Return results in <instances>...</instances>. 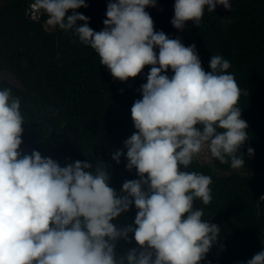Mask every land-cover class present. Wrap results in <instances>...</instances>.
I'll return each mask as SVG.
<instances>
[{"label":"clouds","instance_id":"clouds-1","mask_svg":"<svg viewBox=\"0 0 264 264\" xmlns=\"http://www.w3.org/2000/svg\"><path fill=\"white\" fill-rule=\"evenodd\" d=\"M87 6L85 0H34L28 17L41 21L43 11L46 30L73 31L115 80L127 82L150 66L142 98L131 108L136 131L124 142L126 169L139 179L125 181L118 197L102 161L92 172L86 161L61 167L38 151L23 155L20 98L0 89V264H200L221 232L202 219V208H193L194 201L211 202L212 179L180 168L202 152L233 170L245 166L240 149L248 124L231 64L215 55L206 72L194 44L154 31L145 9L155 0L109 2L99 32L76 11ZM217 6L231 9L229 0H175L171 23L177 30L188 21L198 27L205 8ZM122 155L117 150L112 159L119 164ZM133 203L135 227L118 229L113 221ZM129 234L137 248L117 256V241L128 242ZM246 264H264V251Z\"/></svg>","mask_w":264,"mask_h":264},{"label":"trees","instance_id":"trees-1","mask_svg":"<svg viewBox=\"0 0 264 264\" xmlns=\"http://www.w3.org/2000/svg\"><path fill=\"white\" fill-rule=\"evenodd\" d=\"M234 2V10L225 18L205 8L198 27L194 23L175 37L184 46H196L206 72L212 56L230 62L228 71L241 89V119L248 124L249 139L240 149L245 157L241 169L252 175L241 176L230 163H203L198 157L188 169L180 168L212 179L211 202L203 205L197 200L193 208H202V219L219 226L221 232L200 264H246L264 251V0ZM32 5L34 0L0 3V75L10 72L17 81L0 78V89H11L21 101L25 124L20 151L23 155L38 151L61 167L86 161L92 172L102 161L110 176L109 187L119 197L125 181L139 179L135 169H126L124 142L136 131L131 108L142 98L140 89L150 66L127 82L115 80L73 31L46 30L43 11L41 21L31 20ZM76 11L88 18L95 32L104 28L89 6ZM167 75H173L171 69ZM248 148L253 155H248ZM117 150H124L119 164L112 159ZM136 214L133 203L113 223L118 229L135 227ZM133 248H137L134 234H129L128 242L117 241L116 254L123 256Z\"/></svg>","mask_w":264,"mask_h":264},{"label":"water","instance_id":"water-1","mask_svg":"<svg viewBox=\"0 0 264 264\" xmlns=\"http://www.w3.org/2000/svg\"><path fill=\"white\" fill-rule=\"evenodd\" d=\"M109 2H115V0H85V3L96 13L102 23L107 18L106 10ZM155 2V7L145 9L153 20L154 31L163 32L168 38L175 39L177 34L182 33L194 24V21H188L183 30L175 29L171 23L174 18L175 0H155ZM229 3L231 5L230 10H225L223 6H217L215 12L225 18L234 10V0H229Z\"/></svg>","mask_w":264,"mask_h":264},{"label":"rangeland","instance_id":"rangeland-1","mask_svg":"<svg viewBox=\"0 0 264 264\" xmlns=\"http://www.w3.org/2000/svg\"><path fill=\"white\" fill-rule=\"evenodd\" d=\"M2 2V0H0V3ZM0 78L3 80H7L11 83H16V79L14 77L13 74H11L10 72H3L0 75ZM199 160L202 161L203 163H212L214 159L210 158V156L206 153V152H202L199 156H198ZM236 173L240 174L241 176H249L252 175V171L246 170V169H239L236 170Z\"/></svg>","mask_w":264,"mask_h":264},{"label":"built area","instance_id":"built-area-1","mask_svg":"<svg viewBox=\"0 0 264 264\" xmlns=\"http://www.w3.org/2000/svg\"><path fill=\"white\" fill-rule=\"evenodd\" d=\"M33 17H34V18H38V16H37V15H35V14L33 15Z\"/></svg>","mask_w":264,"mask_h":264}]
</instances>
